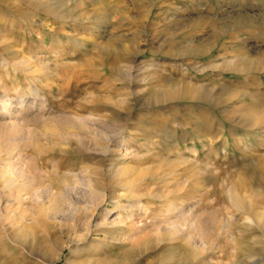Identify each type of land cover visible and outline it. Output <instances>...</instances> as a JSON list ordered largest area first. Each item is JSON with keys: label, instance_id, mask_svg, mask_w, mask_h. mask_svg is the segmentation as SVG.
I'll use <instances>...</instances> for the list:
<instances>
[{"label": "rangeland", "instance_id": "1", "mask_svg": "<svg viewBox=\"0 0 264 264\" xmlns=\"http://www.w3.org/2000/svg\"><path fill=\"white\" fill-rule=\"evenodd\" d=\"M108 260L264 264V0H0V264Z\"/></svg>", "mask_w": 264, "mask_h": 264}, {"label": "bare ground", "instance_id": "2", "mask_svg": "<svg viewBox=\"0 0 264 264\" xmlns=\"http://www.w3.org/2000/svg\"><path fill=\"white\" fill-rule=\"evenodd\" d=\"M99 50V49H98ZM103 48L102 49H100V51L97 53L98 54V56H99V58H102V57H104V58H109V52H106V53H104L103 51ZM108 51V50H107ZM109 53V54H108ZM126 53V52H125ZM90 65V64H89ZM112 68H113V66H112ZM111 68V69H112ZM117 71V70H116ZM254 119H256V118H254ZM241 121V120H240ZM247 125H250V123L249 122H246V120H243ZM251 123H253V122H251ZM242 125V124H241ZM252 126V125H251ZM233 187H235V186H233ZM232 196V199L233 200H237L238 198V196H237V194L235 193V194H233V195H231ZM237 201H239V199L237 200ZM238 203V202H237ZM235 205V204H234ZM239 205V204H238ZM242 205H244V204H242ZM245 206V205H244ZM240 208V207H239ZM243 209V208H242ZM246 209V208H245ZM116 240V239H115ZM108 264H117L115 261H113V260H108V262H107Z\"/></svg>", "mask_w": 264, "mask_h": 264}, {"label": "crops", "instance_id": "3", "mask_svg": "<svg viewBox=\"0 0 264 264\" xmlns=\"http://www.w3.org/2000/svg\"><path fill=\"white\" fill-rule=\"evenodd\" d=\"M124 49L131 51V47H130V48L126 47V48H122V49L120 48V49H119V52H122V50H124ZM97 50H98V49H97ZM124 53H125V52H124Z\"/></svg>", "mask_w": 264, "mask_h": 264}]
</instances>
